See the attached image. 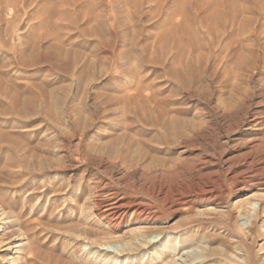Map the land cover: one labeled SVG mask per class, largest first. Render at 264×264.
<instances>
[{"label": "rangeland", "instance_id": "1", "mask_svg": "<svg viewBox=\"0 0 264 264\" xmlns=\"http://www.w3.org/2000/svg\"><path fill=\"white\" fill-rule=\"evenodd\" d=\"M0 228V264H264V0H0Z\"/></svg>", "mask_w": 264, "mask_h": 264}, {"label": "bare ground", "instance_id": "2", "mask_svg": "<svg viewBox=\"0 0 264 264\" xmlns=\"http://www.w3.org/2000/svg\"><path fill=\"white\" fill-rule=\"evenodd\" d=\"M202 195V194H201ZM119 201V200H118ZM195 202V201H194ZM120 203L121 202H115L111 207H109L108 208V212L109 213H111V212H115L116 210L118 211L119 209H121L122 208V206L120 205ZM123 205V204H122ZM117 213V212H116ZM141 213V212H140ZM107 214V213H106ZM3 224V223H2ZM3 228V227H2ZM1 229V228H0ZM3 232V231H2ZM17 246V245H16ZM16 248H19V249H17V252L19 253V254H21L20 252L22 251V246L21 245H19V246H17ZM13 260H14V258H13ZM15 261V260H14ZM17 261H19V259H17ZM17 261H16V263H17Z\"/></svg>", "mask_w": 264, "mask_h": 264}]
</instances>
